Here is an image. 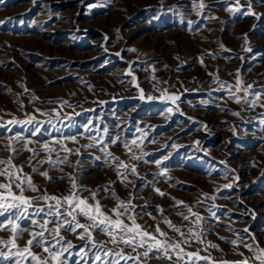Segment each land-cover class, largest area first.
<instances>
[{
    "label": "rangeland",
    "instance_id": "374dc122",
    "mask_svg": "<svg viewBox=\"0 0 264 264\" xmlns=\"http://www.w3.org/2000/svg\"><path fill=\"white\" fill-rule=\"evenodd\" d=\"M248 85L249 93L264 92V0H0V159L11 156L22 168L18 174L31 177L38 190L24 195L66 196L74 178L81 197L96 192L105 213L111 215L116 197L131 202L135 210L127 215L137 214L153 233L159 223L186 252L199 249L211 264L249 259L245 243L264 248V96L255 107L244 103ZM141 90L154 99H140ZM165 90L179 95L175 105L159 99ZM29 117L35 120L7 124ZM44 144L57 151H44ZM177 201L203 221L196 225ZM33 206L47 210L42 201ZM165 219L189 237L188 228L197 229L202 242L183 243ZM20 224L26 231L17 244L23 247L39 229L27 219ZM62 235L76 246L65 253L69 264H98L91 246L77 255L87 239ZM93 235L98 243L108 240L98 230ZM10 236L0 231V239ZM0 250L7 252L4 245Z\"/></svg>",
    "mask_w": 264,
    "mask_h": 264
},
{
    "label": "snow or ice",
    "instance_id": "6c2138e0",
    "mask_svg": "<svg viewBox=\"0 0 264 264\" xmlns=\"http://www.w3.org/2000/svg\"><path fill=\"white\" fill-rule=\"evenodd\" d=\"M240 0H236V3L239 4ZM205 5L201 3L200 8H203ZM251 5L249 3V9ZM251 14V13H250ZM135 80V77H133ZM241 81L238 79L237 84L239 85ZM223 87V85H221ZM252 85H248L245 88V99L244 103L255 107L261 100V96H264V92L249 93L248 89H251ZM239 91V88H237ZM248 95H253L254 98L249 100L246 97ZM140 99H147L152 101L154 97L148 95L145 97V94L141 90ZM230 98H233L236 103H241V97L235 96L230 93ZM163 102H171L176 104V101L180 99L179 95L176 94H167V91H162L159 97ZM264 106V105H261ZM71 107V105H69ZM177 110L178 106H177ZM168 113L173 111L172 107H168L166 110ZM44 115V113H41ZM232 115H240L239 112H233ZM35 120V117H29L26 121H15L9 120L7 124L15 123H32ZM3 126V125H0ZM106 131V130H105ZM16 139H19L18 137ZM27 143L31 144L32 141ZM55 143V142H54ZM132 144H136V141L133 140ZM93 145H88L87 147H92ZM139 147V145H137ZM11 147V144L9 145ZM128 147V145H125ZM43 149L46 152H55L56 149L50 147L48 144L43 145ZM13 152L22 151L23 149L17 150L12 148ZM30 152H34L33 149H27ZM60 150L70 151L63 145H61ZM105 149H102V151ZM106 155L112 156L111 152H106ZM12 157L10 156L7 160L0 159V165L4 167L0 168V176H3L8 182L0 183V217H4V220H0V231H9L11 236L8 240L0 239V245H4L7 248V252L0 250V260H12L13 264H69L65 253H68L70 249L76 247L71 241H65V237L62 235V231L71 232L78 239H87V245L81 247L77 253H86L84 248L91 246L93 249H96L94 255V260L98 264H120V261L123 260L125 264L128 261H133L134 264H145L146 261L151 259H167L171 261L173 256H175L177 261H184L185 257L187 260L185 264H199V261L205 260L209 261L211 264L210 257H202L199 254V249L196 252H186L185 249L181 246L180 242L171 240L167 233L161 230L159 223L156 224L155 232L148 231L143 225L137 222V214L127 215L129 211L135 210V206L131 202L125 203L120 200L119 197H116L117 204L116 207L110 210L111 215L105 213L102 210V206L99 200H96V192H92L91 196L88 198H82L78 189V186L73 179L72 182V191L66 196H56L49 195L45 193L41 197H27L24 195L26 190H31L33 192L37 191V187L32 183L31 177L27 174H18L22 173V168H18L12 163ZM113 159H119L118 157H113ZM131 159H138L135 154H132ZM64 161H67V157L64 158ZM50 165L55 166L59 162V157L57 160H49ZM44 163V161H40ZM120 167L125 169L128 168L123 161H120ZM33 171L36 172L38 169L33 168ZM132 174H137L136 168L133 166L130 169ZM46 178L48 173H40ZM118 175L123 176L124 173L118 172ZM224 187L230 188L231 184H227ZM15 189L16 191H14ZM88 191V189H85ZM156 192L160 193L159 189H154ZM114 195V193H113ZM160 195H164L160 193ZM207 195V194H205ZM210 199H215V197H207ZM95 201L94 203H89V200ZM34 201L36 203L44 202L46 209L44 207L35 208ZM49 201H54L55 203H48ZM178 205H183L187 209V213L194 217V223L199 225L203 221L198 213L194 212L192 207H189L186 204H183L182 201H177ZM32 209L30 213L29 210ZM160 212L163 213V209H160ZM182 218L186 221L190 220L188 214L180 213ZM34 217H39L36 219ZM83 218L87 223H81L79 218ZM30 220V225L33 228H38L39 231L30 232V239H28L23 247H20L17 244L18 239L22 236L23 232L26 231L24 227L21 226V220ZM152 219L155 220V217ZM164 223L167 224V227L174 232L178 233L181 238H183V243L188 244L189 246L195 241L202 242L201 235L197 234V229L188 228L187 232L191 234V237L187 236L184 232L181 231L180 227L174 225L171 221L165 219ZM52 225V227H48ZM82 230V231H78ZM106 235L108 240L103 243L96 242V239L93 235L95 231ZM247 231V229H245ZM47 234V235H46ZM51 237V239H49ZM111 243L116 246V249L107 248L106 245ZM232 244H237L236 241H231ZM121 245L123 247H121ZM38 247L42 251L41 253H34L32 247ZM212 248H217V245L211 244ZM244 247L248 251L252 252V256L249 258L257 264H264V248H261L259 245H249L244 244ZM125 249H130L132 253H136L135 256L125 253ZM15 250V251H13ZM142 250V251H141ZM46 254V255H45ZM243 256V253H239ZM143 258V260L141 259ZM249 259H244L239 262V264H249ZM227 264V262H224Z\"/></svg>",
    "mask_w": 264,
    "mask_h": 264
}]
</instances>
